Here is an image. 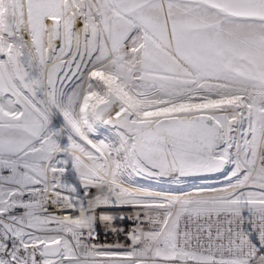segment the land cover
I'll list each match as a JSON object with an SVG mask.
<instances>
[{
  "label": "snow or ice",
  "instance_id": "obj_1",
  "mask_svg": "<svg viewBox=\"0 0 264 264\" xmlns=\"http://www.w3.org/2000/svg\"><path fill=\"white\" fill-rule=\"evenodd\" d=\"M0 264H264V0H0Z\"/></svg>",
  "mask_w": 264,
  "mask_h": 264
}]
</instances>
